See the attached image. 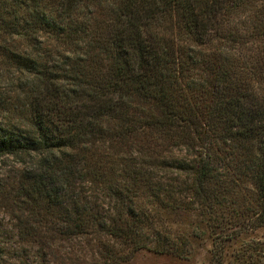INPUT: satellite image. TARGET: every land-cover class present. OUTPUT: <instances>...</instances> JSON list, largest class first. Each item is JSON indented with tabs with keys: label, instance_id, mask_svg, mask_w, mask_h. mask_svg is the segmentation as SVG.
I'll use <instances>...</instances> for the list:
<instances>
[{
	"label": "trees",
	"instance_id": "16d2710c",
	"mask_svg": "<svg viewBox=\"0 0 264 264\" xmlns=\"http://www.w3.org/2000/svg\"><path fill=\"white\" fill-rule=\"evenodd\" d=\"M188 216L217 264L264 226V0H0V262L185 258Z\"/></svg>",
	"mask_w": 264,
	"mask_h": 264
},
{
	"label": "rangeland",
	"instance_id": "374dc122",
	"mask_svg": "<svg viewBox=\"0 0 264 264\" xmlns=\"http://www.w3.org/2000/svg\"><path fill=\"white\" fill-rule=\"evenodd\" d=\"M200 226L197 225L196 216H188L183 219V221L170 225L173 236H179L182 234L191 235L193 252L188 257L179 258L175 255L142 249L138 251L130 261L122 264H217L214 254L215 251H217V244L214 241V237L210 234L209 229L202 225ZM246 229L247 230L239 236L237 240L224 245V256L222 257L220 264H243V262H246L250 255H246V260L242 262L243 259L241 255L237 253L238 249H242L243 247L250 248L248 252H251V248H253V253H251L252 257L250 259L251 264H264V226L251 230L246 227ZM192 233H198L200 238L198 236L193 237ZM0 244L9 248L7 251L11 252L9 244L2 242H0ZM8 252L7 256L3 257L4 263L0 262V264H14L17 262L16 259L13 260L10 257L17 253L10 254Z\"/></svg>",
	"mask_w": 264,
	"mask_h": 264
}]
</instances>
